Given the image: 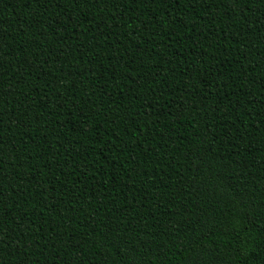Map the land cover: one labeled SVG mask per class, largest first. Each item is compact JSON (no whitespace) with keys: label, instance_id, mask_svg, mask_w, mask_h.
<instances>
[{"label":"trees","instance_id":"1","mask_svg":"<svg viewBox=\"0 0 264 264\" xmlns=\"http://www.w3.org/2000/svg\"><path fill=\"white\" fill-rule=\"evenodd\" d=\"M0 264H264V0H0Z\"/></svg>","mask_w":264,"mask_h":264}]
</instances>
